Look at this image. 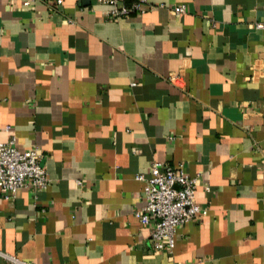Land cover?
<instances>
[{"label":"crops","instance_id":"obj_1","mask_svg":"<svg viewBox=\"0 0 264 264\" xmlns=\"http://www.w3.org/2000/svg\"><path fill=\"white\" fill-rule=\"evenodd\" d=\"M143 5L0 0V140L50 178L0 192V264H264V0ZM153 160L207 209L171 250L134 214Z\"/></svg>","mask_w":264,"mask_h":264},{"label":"built area","instance_id":"obj_2","mask_svg":"<svg viewBox=\"0 0 264 264\" xmlns=\"http://www.w3.org/2000/svg\"><path fill=\"white\" fill-rule=\"evenodd\" d=\"M60 2L61 0H57ZM111 5L110 13L121 16L131 11H142L145 0H97ZM28 0H25L27 3ZM176 13L186 10L184 3L173 4ZM261 26L262 23H257ZM177 75L170 76L174 80ZM5 129L9 125L3 126ZM136 178L143 181L144 202L135 209L134 214L140 222L149 228L151 244L154 248L171 250L174 246L175 233L179 225L196 217L205 215L207 209L195 200L197 176L188 174L182 162L175 165L153 160L149 164V174L142 172ZM50 178L45 165L40 160L39 150L31 146L24 150L14 144V136L0 140V192L4 198L14 196L17 191L31 185L44 188ZM80 182L79 179L76 180ZM209 189V186H205ZM13 264H35L11 254H4Z\"/></svg>","mask_w":264,"mask_h":264}]
</instances>
